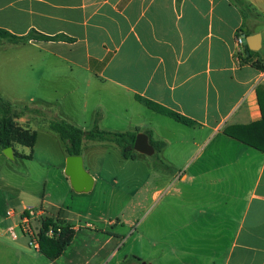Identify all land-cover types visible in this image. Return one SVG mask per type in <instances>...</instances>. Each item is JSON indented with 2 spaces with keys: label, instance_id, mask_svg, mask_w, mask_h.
Instances as JSON below:
<instances>
[{
  "label": "crops",
  "instance_id": "0c3cea01",
  "mask_svg": "<svg viewBox=\"0 0 264 264\" xmlns=\"http://www.w3.org/2000/svg\"><path fill=\"white\" fill-rule=\"evenodd\" d=\"M0 27L17 35L35 29L76 39L26 43L37 50L38 45H50L51 50L37 51L53 61L50 79L66 76L73 83L52 86L69 100L35 104L52 114L33 130L49 129L57 116L86 131L139 129L164 142L153 155L137 152L134 159L146 157L163 183L153 200H163L164 230L161 237L147 234V250L159 248L162 264H264V152L224 133L229 126L263 118L258 88L264 91V0H0ZM238 32L260 36V48L250 62L236 54ZM44 70L38 76L48 75ZM4 81L11 85L10 79ZM136 95L197 125L159 114ZM113 145L118 147L109 141L83 142L92 189L106 181L94 160ZM64 154L62 171L69 156ZM159 161L167 171L159 169ZM69 185L73 187L71 179ZM44 204L45 199L34 208L72 224L62 212L49 213ZM82 226L101 231L85 223L74 225L76 234ZM108 234L122 240L120 232ZM140 237L137 234L135 242ZM11 246L3 248L22 257V246ZM24 248L45 257L37 249ZM61 256L55 261L45 258L56 263Z\"/></svg>",
  "mask_w": 264,
  "mask_h": 264
},
{
  "label": "rangeland",
  "instance_id": "374dc122",
  "mask_svg": "<svg viewBox=\"0 0 264 264\" xmlns=\"http://www.w3.org/2000/svg\"><path fill=\"white\" fill-rule=\"evenodd\" d=\"M51 49L50 45H38L37 50L26 43L13 44L8 41L0 45V93L7 100H16L9 99L22 113L15 122L23 128L33 129L35 124H45L51 115L46 109L39 112L32 110L37 104L51 105L57 98L69 100L62 98L65 92L61 88L54 92L52 86L56 83L73 84L71 78L53 76L54 80L50 79L53 61L37 53ZM40 69H46L44 72L47 71L48 75L38 76ZM4 78L10 79L11 85ZM37 132L33 159L10 158L0 147V264L4 259V264H141L144 261L162 264V251L159 248L153 252L147 250L148 231L161 237L164 230L163 195H159L161 199L158 202L154 203L153 200V193L163 183L158 175H153V164L146 157L124 159L114 145L104 147L106 150L98 154L94 162L107 182L96 185L89 192H77L70 187V177L66 171H62L65 150L61 138L45 126L39 127ZM15 149L24 154L30 153L27 147L17 146ZM43 199L49 213L62 212L76 226L88 223L101 231L84 229L82 226L60 260L51 263L30 247L20 215L24 206H30L25 209L31 210L30 224L40 228L47 216L34 207L40 205ZM9 212L14 215L10 216ZM114 232H120L122 240L110 239L108 233ZM137 234L142 237L135 242ZM2 244L8 247L13 244L22 246V257L10 248L6 250ZM24 246L33 252L26 251ZM25 252L29 255H23ZM120 260L122 262L119 263Z\"/></svg>",
  "mask_w": 264,
  "mask_h": 264
},
{
  "label": "trees",
  "instance_id": "16d2710c",
  "mask_svg": "<svg viewBox=\"0 0 264 264\" xmlns=\"http://www.w3.org/2000/svg\"><path fill=\"white\" fill-rule=\"evenodd\" d=\"M31 40L65 41L68 43L76 41V39L65 35L49 36L38 32L35 29L31 30L26 35H17L3 27H0V45L4 41H8L13 44H25ZM253 57L254 55L248 56L247 50H245V55H242L239 58L243 62H250ZM258 96L263 113L262 120L248 125L229 126L224 130V133L246 145L264 152V91H262L261 88H258ZM135 97L138 102L147 108L159 114L168 116L183 125L190 127L197 125L196 121L173 109L165 107L140 95H136ZM32 110L38 112L41 111L37 108ZM47 112L52 114V110H47ZM21 114V111H18L13 103L5 99L0 94V147L2 149L11 147L14 149L15 156L25 159H33L34 147L37 142L38 133L29 127L23 128L17 125L15 119L19 118ZM47 127L60 136L68 155H82L84 140H92L109 141L116 144L120 150L121 156L124 159L134 160L137 157V152L134 150V143L136 136L140 131L139 129L136 131L112 132L95 127L92 130L86 131L57 116H54V118L48 123ZM147 134L150 138V144L154 146L158 152L164 146V142L155 141L152 138L151 132H147ZM17 146L30 148V153L24 154L23 152L17 151L15 149ZM159 169L167 171L168 166L162 161H159ZM27 216H29V210H25L21 215L22 218ZM50 228L55 231V234L52 237L48 235ZM75 235L76 229L74 225L66 223L60 218L47 217L43 220L40 230L39 252L49 260L55 261L68 248Z\"/></svg>",
  "mask_w": 264,
  "mask_h": 264
},
{
  "label": "water",
  "instance_id": "95a60500",
  "mask_svg": "<svg viewBox=\"0 0 264 264\" xmlns=\"http://www.w3.org/2000/svg\"><path fill=\"white\" fill-rule=\"evenodd\" d=\"M259 35L245 36L244 48L247 55H254L260 48ZM134 150L140 154L153 155L154 147L149 142V136L145 132H139L134 143ZM4 152L13 158V149L11 147L4 149ZM66 173L70 177L73 187L77 191H90L93 187L94 180L92 175L86 171L83 164L82 155H69L67 158ZM141 264H152L142 262Z\"/></svg>",
  "mask_w": 264,
  "mask_h": 264
},
{
  "label": "built area",
  "instance_id": "2783aa9c",
  "mask_svg": "<svg viewBox=\"0 0 264 264\" xmlns=\"http://www.w3.org/2000/svg\"><path fill=\"white\" fill-rule=\"evenodd\" d=\"M244 41H245V35H242L240 32H238L236 34V43L238 47L236 54L238 57L245 55ZM9 214H11V212H9ZM30 214H31V210H29V216L23 218L22 228H23L24 233L27 235L29 239L30 247L39 250V235H40V230L42 226L38 229L35 227H32L29 221ZM54 234H55V231H53V229L50 228L48 235L52 237L54 236Z\"/></svg>",
  "mask_w": 264,
  "mask_h": 264
}]
</instances>
